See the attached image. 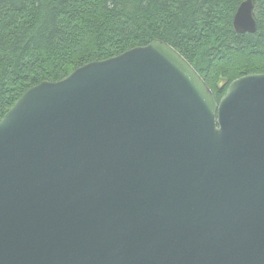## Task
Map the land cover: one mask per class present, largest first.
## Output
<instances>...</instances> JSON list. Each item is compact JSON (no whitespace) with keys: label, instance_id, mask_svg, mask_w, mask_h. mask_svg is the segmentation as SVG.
Listing matches in <instances>:
<instances>
[{"label":"water","instance_id":"95a60500","mask_svg":"<svg viewBox=\"0 0 264 264\" xmlns=\"http://www.w3.org/2000/svg\"><path fill=\"white\" fill-rule=\"evenodd\" d=\"M0 264H264V74L217 103L154 40L26 90L0 120Z\"/></svg>","mask_w":264,"mask_h":264},{"label":"trees","instance_id":"16d2710c","mask_svg":"<svg viewBox=\"0 0 264 264\" xmlns=\"http://www.w3.org/2000/svg\"><path fill=\"white\" fill-rule=\"evenodd\" d=\"M245 0H0V120L29 88L154 40L174 48L217 103L234 80L264 74V0L237 33Z\"/></svg>","mask_w":264,"mask_h":264}]
</instances>
